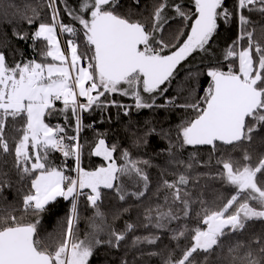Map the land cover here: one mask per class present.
<instances>
[{
    "label": "snow or ice",
    "instance_id": "obj_1",
    "mask_svg": "<svg viewBox=\"0 0 264 264\" xmlns=\"http://www.w3.org/2000/svg\"><path fill=\"white\" fill-rule=\"evenodd\" d=\"M61 2L79 27L62 22L57 0H47L51 22L40 21L36 9H32V16L24 17L28 25H37L31 35L33 45L45 42L41 60L10 64L0 51V154H11L12 167L20 180L28 181L26 190H20V215L15 214V208L0 210V264H90L99 247L119 249L134 230L133 224H126L123 231L109 228L106 238H101L105 232V214L100 207L103 190H113L121 201L129 196L143 197L149 177L141 165L149 166L150 162L132 159L124 150V163L118 164L114 157L116 145L109 146L98 136L91 155L101 157L105 163L91 170L82 166L84 146L79 137L85 127H91L83 124V113L94 107L116 106L124 108L127 115L132 107L108 100L107 96L130 97L137 110L168 105L191 110L192 118L179 128L182 146L208 145L215 152L223 145L236 147L252 142L254 134L264 131V44L253 39L254 31L248 27L251 21L245 14L256 11L264 15V0H237L231 10L227 0H194V10H186L180 0H160L153 5L150 25L132 19L131 7L122 12L121 0H78L75 9L68 6L67 0ZM131 4L139 7L141 0H131ZM174 19L183 27L166 33V26ZM232 22L237 24L238 34L223 54L229 63L226 68L222 64L207 67L204 94L192 96L193 88L190 101L175 104L172 98L157 105V96L168 92L179 66L196 54L208 53L222 24ZM63 34L69 36L66 47L60 42ZM14 35L20 40L29 39L27 32ZM58 102L62 107H57ZM52 117H63L64 124L49 123ZM70 119L75 122L74 135L67 132ZM9 120L20 133L18 139L14 137L13 146L5 136ZM154 132L148 129L144 137L137 139V145L141 140L147 143L146 138ZM57 152L63 157L59 164L52 159ZM69 159L74 161L71 169ZM243 160L242 165L231 158L217 160L222 164L217 175L234 193L216 208L201 200L194 227L187 222L191 202L183 190L188 177L180 174L175 181H163L171 192V204L182 206L180 214L171 206L167 211L157 208L153 222V210L147 209L145 227L167 229L172 221L184 220L168 231L177 248L182 239L188 242L180 249L178 259L170 253L165 264H197L196 256L200 254V264H264V237L260 235L247 241L237 239L228 245L227 256L221 255L225 240L243 234L251 221L264 222V187L258 180V174L264 178V156L253 165L245 150ZM121 177L142 183L143 190L127 191ZM10 186L7 180H0V192ZM57 198L69 201L71 207L61 239L52 246L40 237L38 226L42 214ZM82 198L93 209L90 231L83 238L77 229ZM28 215L35 219H26ZM158 239L156 235L137 236L132 244H155ZM214 255L216 260L212 262Z\"/></svg>",
    "mask_w": 264,
    "mask_h": 264
},
{
    "label": "trees",
    "instance_id": "obj_2",
    "mask_svg": "<svg viewBox=\"0 0 264 264\" xmlns=\"http://www.w3.org/2000/svg\"><path fill=\"white\" fill-rule=\"evenodd\" d=\"M125 1V2H123ZM122 4L124 7L121 9L122 12L126 13L128 8H132V16L135 19H143L145 17H151L153 10L152 1H144L140 4L139 7H135L131 4L130 0H123ZM68 2V1H67ZM237 0H227V6L231 10ZM11 5V6H9ZM57 6L61 10V20L65 24L73 23L76 27H79L78 22H73L71 18L64 11L65 5L61 0H57ZM68 6L75 9L78 6V0L73 1V4L68 2ZM32 9H36L39 13V19L42 22H51L50 10L47 8V0H0V51H3L8 59L10 64L15 63L16 61H26L29 59L41 60L40 52L44 50L43 41L37 42L33 45L31 39L32 33L35 31L37 25H28L25 15L32 16ZM251 23L255 26L260 27L259 36H255V40L259 41L261 44H264V15H261L259 12H246ZM174 21V20H173ZM169 22V26L173 24ZM14 32H27L29 34L28 40H20L17 36L14 35ZM238 34L237 24L232 22L229 24H222V27L218 31V35L212 42V51L211 53H200L196 56H202L199 58L201 61L197 66H192V63H189L188 66L179 68L176 75L186 74V72L198 70L199 68L208 67L211 65H216L218 62L217 57L221 54V59L219 62H223L224 53L222 51L231 46L232 42L236 40ZM82 36V33L80 34ZM78 36V40L80 39ZM83 51V49H81ZM209 56V57H208ZM208 57V58H207ZM213 62V63H212ZM86 64V62H84ZM191 83H196L194 79H190ZM200 90L199 94L204 93V89L208 85V78L202 77L199 80ZM194 84H191L193 86ZM190 86V87H191ZM195 86V85H194ZM193 89V88H191ZM170 91L162 96L160 99L162 104H165L170 97ZM175 94V93H174ZM175 104H183L185 102L184 98L188 97L187 94H175ZM181 95V96H180ZM192 96H196V93H192ZM192 96L190 98H192ZM183 97L184 99H181ZM123 101L128 102V99L122 97ZM125 103V102H124ZM58 108L61 107V104H57ZM173 108L172 105L167 108H159L157 110H141L134 111L130 109L128 114L125 115L123 112H116L113 108H108L106 110H97L93 111L91 115L83 116V124L85 126L91 125V127H85L81 134V144L84 146L83 156H82V166L85 169H95L105 162L99 158L91 155V149L95 144V141L98 139V136H102L109 146L116 145L117 151L115 152V157L117 161H121L123 158L121 156L124 150H129L135 146L142 154L134 155L135 152H129L132 159L136 160H148L150 162L149 166L141 165L144 168V171L147 172L149 177V189L145 192L143 197L135 199L133 196L127 197L124 201L118 199L116 193L113 190H103L102 203L100 205L101 210L105 214V221L109 224L110 228H114L119 231L125 229L126 224H133L135 228L132 232H129L127 236L133 234H140V237L156 235L159 236V239L155 244H146L141 243L139 245L133 246L132 241L129 240L130 245L125 247H120L119 249L110 248L107 250H98L93 258L91 259L90 264H122L123 260L127 261V264H165V261L171 253L173 259H178L181 255L180 249H182L188 242L181 240L179 242L180 247L177 248V242L171 239L172 233L168 229H175L178 225L185 223L184 220L172 221L168 225L167 229H156L151 226L145 227V224L148 222L145 219L146 210L152 209L153 222L155 221L156 209L159 208L162 211H167L164 208H161L165 202L161 200V196L158 193V189H163V194L166 188L163 186V181L167 180L172 182V177L168 172H162L161 170L164 166L167 167L168 164L172 161V158L175 156V150L171 148L167 141L162 139L158 133H153L148 136L147 143H144L142 140L139 145H137V139L144 137V133L149 129L148 125H152L157 131L166 130L170 127L175 128L176 122H181L184 120H189L192 116L188 111L181 109ZM95 114V115H94ZM125 115V116H124ZM56 118L52 117L49 121L52 122H64L61 120H54ZM69 124L70 129H73L74 120L70 119ZM145 123H149L145 126ZM16 127H19V124H16ZM157 127V128H156ZM68 132V131H67ZM174 133L175 130H172ZM261 134L264 133L260 132ZM69 135H74V131L68 132ZM20 133L15 131L13 127V122L9 120L8 125L5 130V136L9 141L10 146H13L15 143L14 137L19 138ZM189 148L196 149H209L211 146H188ZM222 148H230L232 146L223 145ZM225 151V150H224ZM52 159L57 163H61L63 157L60 153H54ZM260 157L251 158V161L258 162ZM6 161V163H5ZM69 169L74 166V161L69 159L67 161ZM13 165V156L11 154H0V180H7L10 183V187L4 188L3 192H0V210L8 209L11 211L13 208L17 209L16 215H20L21 207V196L22 188L26 190L25 185L28 181H21L16 170L12 167ZM177 174H183L184 171L180 169ZM4 173H7V176H4ZM68 174L75 175V173L69 172ZM179 176V175H178ZM178 179V178H177ZM202 180V179H201ZM264 182V178H262ZM188 184L183 186L187 189L192 187L193 190L197 191L199 194L198 197L204 196L208 200H203L199 198L197 202L191 203V211L188 217V223L190 227H194L196 224V213L201 211V200L205 201L207 206L211 208H216L219 200V193L222 190L229 193L230 190L219 185L220 183L212 182V180L204 179V184L207 185L206 189L202 191V183L198 186L197 183L190 182L188 179ZM83 199H81L79 209L80 219L77 224V229L80 231L82 229L89 230L85 227L86 223L93 214V209L88 207L83 209ZM70 202L64 201L63 198H57L55 202H52L45 213L40 217V225L38 226V232L40 237L45 240L47 244L54 246L58 240L61 239V229L57 226L59 224H66V218L70 212ZM173 207L176 209L174 212L180 214V208L182 207L177 204H173ZM92 213V214H91ZM32 217V218H31ZM26 219L32 220L35 219L33 216L28 215ZM108 219V220H107ZM92 220V218H91ZM92 223V222H91ZM147 233V234H146ZM60 235V236H58ZM253 235H260L264 237V222L261 223H252V226L248 227L247 230L240 235H235L231 240H227L224 243V249L221 253L222 256H227V247L229 244L234 243L237 239L248 240ZM106 238V237H105ZM132 238V237H131ZM219 251V250H218ZM153 253H156L153 255ZM195 255V254H194ZM197 264H200V261L203 260V254L196 256ZM212 262H215V255L210 258ZM227 264V261H225Z\"/></svg>",
    "mask_w": 264,
    "mask_h": 264
},
{
    "label": "rangeland",
    "instance_id": "obj_3",
    "mask_svg": "<svg viewBox=\"0 0 264 264\" xmlns=\"http://www.w3.org/2000/svg\"><path fill=\"white\" fill-rule=\"evenodd\" d=\"M67 1L70 2L71 4H73V1H77V0H67ZM122 1L123 0H121V3L125 2V1H123V2ZM144 1H152L153 3H156V4H158L160 2V0H144ZM144 1H142L141 3H143ZM187 9L188 8H186V10ZM192 10H194V9H192ZM131 18L135 19V17H133V16ZM138 20H140L142 23H146L148 25L151 24V17L150 18L149 17L148 18L145 17L144 20L139 18ZM227 24H229V23H227ZM182 27L183 26L180 24L179 20H174L172 25L169 26V24H168L166 26V33L168 31H173V30H175L177 28H182ZM248 27H249V30H253L254 31L253 39L255 40V36H259L260 35V32H259V28L260 27L255 26L252 23H250V25ZM184 30H186V29H184ZM68 38H69L68 34H63L62 36H60V42H61V46L62 47H66V43L65 42H66V40ZM77 39H78V37H77ZM201 57L200 56L193 57L192 58V62H191L192 66H197L198 64H200L201 61L199 60V58H201ZM220 59H221V54H220L219 57H217V61L218 62H214V63L222 64L226 68V66L229 63V61H226L223 58V62H219ZM49 60H50V58H49ZM206 70H207V67H204V68H199L198 70L186 72V74L183 73V74L178 75V76L175 75L174 79H172V81L168 84V89H169V91L171 93L169 99H172L173 96H177V95H175L177 93H179L181 95H183V94L189 95V92L191 91V88L195 89L194 93H196L197 97L198 96H202L204 93L199 94L200 84H198V83H199V80L202 77H206V75L204 74L206 72ZM190 73L193 74L192 77H190V75H189ZM197 73H199L198 76L195 75ZM190 79H194L196 81V83H191ZM191 84H194L195 86L194 85L191 86ZM163 95L157 96V98H156V104L157 105L162 104V102H160L161 101L160 99L162 98ZM122 97L125 98L126 100L128 99V102L123 101ZM190 97L191 96L189 95L188 97H184V98H189V99H184L183 97L182 98L180 97V98L184 99L185 102H186V101H190L192 99ZM101 99L104 100L105 98L102 97ZM107 99L108 100H115V101H117V102H119L121 104H125V105H132V107H130L129 110L132 109L134 111L151 110V109L157 110L159 108H167L168 109V106H169L168 105L166 107H153V108H150V109L137 110L134 107V101L130 97H125V96H121L119 94H114V95L107 96ZM61 107H62V104H61ZM172 107L176 108V106H173V105H172ZM108 108L115 109L117 113L119 111H121V112H123L125 114V109L124 108H119V107H116V106H105L103 108L94 107L93 111H95V112L97 110L102 111V110H106ZM177 109L188 111V113L191 116H193V113L191 112V110H186L185 108H182V107H178ZM93 111L91 110V111H88V112H84L83 116L91 115ZM49 119L51 120L52 118H49ZM49 119H48V122L51 123V121H49ZM83 121H84V118H83ZM56 123H60L61 125L64 124V122H52L51 124H56ZM183 123H184V120H182L179 123L177 121L176 125H175L176 126L175 128L170 127V128H168L166 130L163 129V130H160V131H157V129L154 128L153 123H152V125H148L149 123H145V126L148 125L147 127H149V129L150 128L151 129H155L154 133H158L160 135V137L163 140L165 139L167 141L168 145L175 150L174 151L175 152V154H174L175 156L172 158V161L170 162V164L167 165V167L164 168L165 165L163 166V168L161 170V173L163 171L164 172H168L171 175V177H172V181H175V180H177L178 175H180V174H177V173L179 171H181L180 169H182L184 171L183 174L188 177L190 182L197 183L198 186L202 183V180H204L205 178L209 179V180H212V182L215 181L217 183H220L219 185L229 189L230 192H231V193H229V192H227L225 190L224 191L222 190V192L219 193L220 197H219V200H218L219 202H218L217 207L222 206V204L224 202H226V199L230 198V195L234 193V189L231 186H228V185L224 184L222 182V180L219 178V176L217 175L220 171H222V164H218L217 160L221 159V158H224V159L231 158L234 162H239L242 165L244 163L243 154H244L245 150L249 153L251 158H254V157L255 158H258V157L261 158L262 156H264V133L263 134H261V133L254 134V139H253L252 142H244V143H242V144H240V145H238L236 147H230L228 149L219 147V149L217 151L213 152L212 148H209L207 150V149H196V148H189L188 146H182L181 145V138L179 137V128H180V126ZM69 125H71V124H69ZM73 127H74V124H73L72 128ZM172 130H175V132L173 133ZM67 131L68 132H72L73 129H70L68 127ZM261 132H263V131H261ZM128 152H135L134 155H137V156L142 154L139 150H137V148L135 146H133L132 148H129ZM193 153H195V156H193ZM118 162L120 164H122V163H124V160L122 159L121 161H118ZM251 163L253 165H255L258 162L251 161ZM189 164L192 165L191 168L188 167ZM127 179H128V177H127ZM123 180H124V178L121 177V181L122 182H123ZM258 180L260 181L261 186L264 187V182H263L262 178L260 177V174H258ZM149 186H150V184L148 185V189H149ZM202 186L204 187V188H202V191H203L207 187V185L204 184V181L202 183ZM138 190H143V186H141V188L138 189ZM183 190L189 194L188 198L190 199L191 203L197 202V200L199 198H202L203 200H208V198H204V196L198 197L199 194L197 193V191L193 190L192 187H189L187 189L183 188ZM158 193L160 194L161 200L163 202H165V197L166 196L168 197V203L165 202V204L161 208H164V209L168 210L169 206H171L172 210L175 211L176 209L173 207V204H171V192L168 189H166L164 191V194H163V189L159 188L158 189ZM135 199H137V198H135ZM82 203H83L82 208L85 209L87 206L84 203V201H82ZM80 208H81V206H80ZM92 217H93V214L90 217V219L87 222H85L86 223V225H85L86 228H88L90 226V224L92 222V220H91ZM108 222L111 225L110 221H108ZM97 223H99V221H97ZM252 223L253 224L254 223H261V221H251V222H249V226L248 227L252 226ZM109 224L105 221V232L101 234V238H105L106 237L107 231L110 228ZM65 226H66V224H59L57 227L61 229L60 232L62 233L63 228ZM88 231H90V228H89ZM88 231L83 229V232H82V229H81L80 231H78V235L81 238H83L84 234L86 232H88ZM117 231H119V230H117ZM237 235H240V234H237ZM58 236H60V235H58ZM137 236H140V234H133V235H130V236H126L125 241L121 242V247L122 246L125 247L126 245H130V242H128V241L135 239V237H137ZM226 241L227 240H225V243H226ZM245 241H247V240H245ZM102 249L103 250H107V249H110V248L107 245H104V246L99 247L96 250V252L98 250H102Z\"/></svg>",
    "mask_w": 264,
    "mask_h": 264
},
{
    "label": "crops",
    "instance_id": "obj_4",
    "mask_svg": "<svg viewBox=\"0 0 264 264\" xmlns=\"http://www.w3.org/2000/svg\"><path fill=\"white\" fill-rule=\"evenodd\" d=\"M54 118H56L57 120H61V119H63V117H54ZM56 119H54V120H56ZM59 122V121H58ZM63 124V123H62ZM114 157H115V153H114ZM99 158H101V157H99ZM102 159V158H101ZM115 159H116V157H115ZM116 161H117V159H116ZM117 163L118 164H120L118 161H117ZM124 178V180H123V186L126 188V190L127 191H129V192H135V191H137L138 189H140L141 188V186H143L142 185V183H140V184H136V183H134L133 182V180H131V179H127V177H123Z\"/></svg>",
    "mask_w": 264,
    "mask_h": 264
},
{
    "label": "flooded vegetation",
    "instance_id": "obj_5",
    "mask_svg": "<svg viewBox=\"0 0 264 264\" xmlns=\"http://www.w3.org/2000/svg\"><path fill=\"white\" fill-rule=\"evenodd\" d=\"M180 3H181L182 5H184L185 8H188V9H194V0H181ZM174 20H175V19H174ZM172 21H173V20H171L170 22H172ZM185 31H187V29H186ZM211 51H212V44H211V49H210V51H209L208 53H211ZM223 53H224V50L222 51V54H223ZM196 55H197V54H196ZM193 57H195V56H193ZM193 57H190L187 61L183 62L182 65L179 66V68H182V67L188 66V64L192 62V58H193ZM179 68H178V69H179Z\"/></svg>",
    "mask_w": 264,
    "mask_h": 264
},
{
    "label": "built area",
    "instance_id": "obj_6",
    "mask_svg": "<svg viewBox=\"0 0 264 264\" xmlns=\"http://www.w3.org/2000/svg\"><path fill=\"white\" fill-rule=\"evenodd\" d=\"M57 104H60V103L58 102ZM81 134H82V132L80 133V137H79L80 143H81Z\"/></svg>",
    "mask_w": 264,
    "mask_h": 264
},
{
    "label": "water",
    "instance_id": "obj_7",
    "mask_svg": "<svg viewBox=\"0 0 264 264\" xmlns=\"http://www.w3.org/2000/svg\"><path fill=\"white\" fill-rule=\"evenodd\" d=\"M204 146H208V145H204Z\"/></svg>",
    "mask_w": 264,
    "mask_h": 264
}]
</instances>
